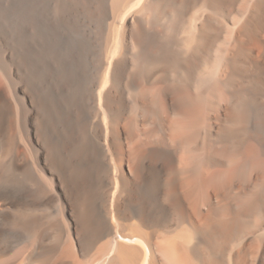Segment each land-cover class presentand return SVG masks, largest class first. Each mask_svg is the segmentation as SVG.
<instances>
[{"label":"bare ground","instance_id":"1","mask_svg":"<svg viewBox=\"0 0 264 264\" xmlns=\"http://www.w3.org/2000/svg\"><path fill=\"white\" fill-rule=\"evenodd\" d=\"M0 264H264V0H0Z\"/></svg>","mask_w":264,"mask_h":264}]
</instances>
